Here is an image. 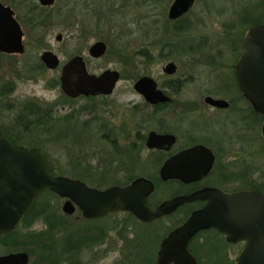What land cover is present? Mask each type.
<instances>
[{
    "label": "flooded vegetation",
    "instance_id": "obj_1",
    "mask_svg": "<svg viewBox=\"0 0 264 264\" xmlns=\"http://www.w3.org/2000/svg\"><path fill=\"white\" fill-rule=\"evenodd\" d=\"M0 1L13 10L4 0ZM173 1L167 9V25L164 27L167 32L164 33L167 34L164 45H168L169 50L163 53L162 46L157 48L152 42H148L142 52L146 64L160 59L167 61L162 67L164 78L161 81L150 74L142 75L155 81L156 89L165 97L163 100L154 97L147 99L140 94L141 100L138 102L131 101L121 106L122 116H127L116 123L119 111L114 115L109 107L113 108L115 103L108 102L107 98L113 94L121 77H126L122 69L106 68L119 73L118 81L107 95L80 94L73 97L61 89L59 77L62 67L75 56L80 57L91 74L106 70L91 72L82 51H77L62 63L59 76L47 84L48 88L60 89L62 101L55 99L40 103L35 97L19 101L21 95L17 92V73L0 82V109L4 107L9 110L8 115L0 113V136L12 144L24 147H27L25 143L31 144L27 148H36L39 151L35 136L41 133L51 136L53 142L65 141L68 146L74 145L72 147L75 148L80 146L82 149L98 150L100 161L96 165L83 162L79 158L72 165V173L50 172L47 166L48 172L52 176L63 175L78 179L98 189L114 184L127 185L143 177L154 184L153 191L146 197V205L151 210L175 196L190 195L205 188L218 189L224 194L239 190H257L264 196V77L261 71L264 68V38L249 36L251 28L264 24V0H251L242 5L205 2L204 12L209 14L213 15L214 11L221 10L226 13L227 10L226 15H214L219 19L222 17L218 21L222 30L217 31L207 29L206 22L197 18L198 13L196 17L189 18L193 13L195 0L184 13L170 17L169 9ZM29 4V16H24L23 20L35 33L39 29L43 31L46 27L54 26L60 19L66 22L64 9L67 8L68 11L72 1L53 0L51 4L44 5L39 0L38 3ZM44 11L46 12L43 13ZM13 15L22 30L23 51L0 50V58H10V67L17 68L21 71V77L29 79L45 69H57L60 59L50 49L42 50L37 58H30L33 59L31 62L21 61L26 50L24 31L14 10ZM187 22H195L191 33L180 32L187 27ZM198 24L206 27V30L197 31ZM88 26L86 23L82 27L83 36L90 32ZM43 32L31 37L33 43L39 47L45 44L46 30ZM62 37L59 32L55 39L61 41ZM98 41L105 43V51L94 56L89 50ZM109 50L107 42L98 39L88 46L87 53L93 59H100ZM117 50L122 51L125 48L119 47ZM45 51L57 55V67L50 68L46 65L42 59ZM120 53L126 56H123V61L133 58L134 55V52L129 55ZM174 54H191L192 59L186 64H180L172 58ZM241 60H244L241 75L244 83L250 85L247 87L249 95L240 88L237 79L236 69ZM168 63L175 65L172 73L165 71ZM199 69L207 70L208 77L216 80L214 86L212 84L201 94H198V88L191 94H182L186 84L189 81L193 83L198 78ZM128 77L134 79L135 76ZM138 78L133 80V84ZM208 97L223 100L226 105L212 104L206 100ZM78 99L83 102L74 106ZM61 109L64 111L59 113ZM41 118L44 120L40 121ZM59 123L66 124L64 130L56 128ZM151 133L159 136L153 143L148 142ZM198 147L200 149L196 150ZM188 150L196 151L183 158L178 166L199 173L206 162H209L208 167L189 181L179 178L162 179L160 169L163 164L174 155ZM102 158L104 161H101ZM138 165L155 168L154 174H127L129 169L131 171ZM116 172H122L123 178L116 177ZM97 182L111 184L92 185ZM160 187L162 190H169L164 197L158 195L157 189ZM46 191L60 197L50 190H44L37 195L28 211ZM60 198L63 203L67 200L65 197ZM210 202L216 203L215 200ZM207 203V198L186 201L177 205L172 212L151 220H142L129 210L88 217L75 205L73 213L63 212L66 217L63 218L64 222L48 223L49 228L42 231L47 237L33 240L34 244L29 246L27 243L20 250L12 248V251L5 252L7 234L18 231L19 226L24 223L27 211L16 228L0 235V247L5 249L4 252L0 251V256L25 252L28 256L25 264H239L244 258L247 239L237 238L238 232L233 231L236 235L231 238L226 230L213 225L195 229L187 238L175 236L168 239L170 234L179 230ZM218 211V208H211L210 218L217 222H227L228 226L232 225L230 218L222 216ZM54 221H57V217ZM31 247L37 248L35 255ZM83 253L88 257L86 262L81 259ZM109 257L110 261L106 263Z\"/></svg>",
    "mask_w": 264,
    "mask_h": 264
},
{
    "label": "water",
    "instance_id": "obj_2",
    "mask_svg": "<svg viewBox=\"0 0 264 264\" xmlns=\"http://www.w3.org/2000/svg\"><path fill=\"white\" fill-rule=\"evenodd\" d=\"M193 0H174L169 9V16L174 18L184 13ZM49 5L53 0H40ZM263 36L264 24L251 28L249 36ZM22 30L14 18L13 10L0 1V50L5 52H22ZM60 38V35L58 36ZM105 43L98 41L90 47V53L98 56L104 53ZM42 59L50 68L57 67L59 59L56 54L45 51ZM239 61L236 69L240 88L249 95V84H245L241 75ZM175 69L173 63L165 67L167 73ZM264 77V68L261 69ZM61 89L69 96L80 94H110L119 79L116 70L106 69L99 74H91L79 56L71 58L60 74ZM134 90L147 99L151 97L163 100L165 97L156 89L155 81L149 76L139 77L133 84ZM208 102L223 106L226 102L208 97ZM260 110V108H257ZM262 111V110H260ZM158 135L151 133L149 141L154 142ZM149 145V144H148ZM151 146V145H149ZM200 148H196L199 150ZM196 150L184 151L168 159L160 169L162 179L179 178L189 181L198 176L207 167L206 162L199 172L178 166L180 161ZM154 189V184L139 177L127 185H110L104 189L91 187L78 179L63 175L52 176L47 169L43 154L36 148H27L12 144L0 136V235L16 228L31 207L38 194L50 190L67 200L62 205L65 213L74 212L75 205L88 217H98L107 212L129 210L142 220H151L163 214L170 213L174 208L186 201L207 198V203L201 211L194 213L185 224L168 236L189 237L192 231L200 227L216 226L226 230L231 238L239 233L237 238H246L247 244L243 251L244 258L239 264H264V196L257 190H239L230 194L221 193L218 189L205 188L190 195L175 196L162 202L155 210L146 205V197ZM215 200L216 203H211ZM211 208H218L222 216L230 218L227 222L210 218ZM235 231V232H233ZM28 256L25 252L9 253L0 256V264H25Z\"/></svg>",
    "mask_w": 264,
    "mask_h": 264
},
{
    "label": "rangeland",
    "instance_id": "obj_3",
    "mask_svg": "<svg viewBox=\"0 0 264 264\" xmlns=\"http://www.w3.org/2000/svg\"><path fill=\"white\" fill-rule=\"evenodd\" d=\"M4 1L13 8L24 31L26 50L21 61L23 63L31 62L33 59L30 58H37V56L44 49H50L54 51L60 59V65L57 69H45L40 74L35 73L34 77L29 79L25 76L21 77L19 75L21 74V71H18L17 68L15 69L10 67L12 65L10 58H0V82L12 77L14 73H17L19 78L17 79V92L21 95L19 97V101L21 102L30 97H35L40 103L42 101L47 102L55 99L61 100L62 96L60 89L48 88L47 84L52 81L53 78L59 76L62 63L77 51H82L83 55L87 59L88 68L91 72L99 73L106 68L123 70L126 77H121L113 94L107 98L108 102L115 103L113 108L109 107V109L114 112V115H116L119 111L117 114L118 118L117 120L115 119V121H117L116 123L123 120V118L125 119L127 116H122L121 106L123 104L130 103L131 101L138 102L141 100L139 96L140 94L133 89V80L135 78H138L144 74H150L159 81L164 78L162 67L167 61L160 59L151 64H146L145 57L142 52L144 48L148 46V42H152L153 46L157 48L162 46L161 51L163 53L169 50V47H167L168 45H164L165 38L167 37V34H164L166 32L164 27L167 25L165 22V20H167V9L173 0H71L72 4L69 6V10L67 11V8L64 9V20L67 21L63 22V20L60 19L57 21L59 23L54 24L52 27H46L43 30H46V37L45 44L42 47H39L36 45V43H33L31 37H33V35L41 34L43 31L39 29L34 33L23 20L24 16H26V18L29 16L27 15L28 4L38 3L39 0ZM207 1H214L215 4L219 5H225L226 3H237L238 5H242L244 3H248L251 0H195L193 8L194 10L193 13H189V18L193 16L196 17V14L198 13L197 18L199 20L203 19V21L206 22L207 29L217 31L222 30V27L219 28L218 24V21L222 20V17L219 19L214 15L219 13H221L220 15H226L227 10L225 13L219 9L222 12L214 11L213 15L204 12L203 5ZM45 12L46 11L43 13ZM187 20L190 21V19ZM199 20L194 21L199 22ZM80 21H82V23L89 24L87 29L90 32L86 33V36H83L84 34L82 35L81 33V30H83L82 27H84L85 24L83 25ZM214 21L217 23H214ZM195 22L194 24L187 22V27L180 32L191 33L190 31H192L195 27ZM196 26L197 31L206 30V27L203 28L199 24ZM59 32L62 33L63 37L61 41H56L55 36ZM98 39L106 41L110 50L104 57L100 59H93L88 56L87 48L91 43ZM119 47H123L125 50L118 51L117 49ZM120 52L127 53L128 55L131 52H134V55H132L133 58L127 56L130 59L126 58L125 61H123V56L125 55H122ZM172 58L178 61L180 64H186L192 59V55L177 56L174 54L172 55ZM197 72L198 75H196L198 78L195 79V82L193 83L189 81L188 84H186L182 94H191L196 88H198V94H201L206 89L211 87L212 84L214 86V83H216L214 78L208 77L207 70L199 69ZM133 75L135 76L134 79H130L128 77ZM82 102L83 101L78 99L74 102V106H78V104ZM8 111L9 110L4 107H1L0 109V113H3V115H8ZM62 111L64 110L61 109L59 113H62ZM13 115L14 113L12 116ZM42 120L44 119L41 118L40 121ZM59 124L60 125L56 126V128L59 130H64L66 124ZM87 136V140H89L90 134ZM35 137L38 139L36 142L37 146L39 147L40 151L45 154L51 170L55 173L67 174V172H70V170L73 168L72 165L75 163L74 161L79 158L82 159L83 162L87 161L91 165H96L100 161V151L98 150H93L90 148L82 149L80 146H76L75 148L72 147L74 145L68 146L69 144L65 141L53 142L51 141V136L43 133L39 135L37 134ZM24 145L29 147L31 144L25 143ZM101 161H104L103 158ZM138 166H134L131 171L129 169L127 174H154L155 168L149 169L142 165ZM262 168L264 171V164ZM70 173H72V171ZM123 176L124 175L122 172H116V177L123 178ZM98 184L92 183V185L95 186ZM108 184L111 183H105L100 186H105ZM157 190L159 192V197H164L169 191L162 190V187L158 188ZM62 204L63 199L53 195L52 193L47 192L40 196L32 208L30 216H28L24 223L19 226L16 234H11L6 237V250L1 246L0 251H12V248L15 250H20L22 246H26L25 244L27 243L29 246L30 244H34L33 240L39 239L40 237H47L42 231H45L49 228L48 223L64 222L63 218H66L62 211ZM56 217L57 221H54ZM31 248H33V255H35L37 248ZM81 259L82 261L86 262L88 260L87 254L83 253V257H81ZM109 261L110 257L106 260V263H109Z\"/></svg>",
    "mask_w": 264,
    "mask_h": 264
},
{
    "label": "trees",
    "instance_id": "obj_4",
    "mask_svg": "<svg viewBox=\"0 0 264 264\" xmlns=\"http://www.w3.org/2000/svg\"><path fill=\"white\" fill-rule=\"evenodd\" d=\"M40 152H41V151H40ZM41 153H42V152H41ZM42 154H43V156H44V158H45V161H46V163H47V166H48L49 171L52 172V170H51V168H50V165H49V163H48V160H47L45 154H44V153H42ZM98 183H99V184H98ZM98 183H95V184H98L97 186H100V185L105 184L104 182H98ZM118 184H122V183H118ZM45 193H47V191H46ZM43 194H44V193H42L41 196H42ZM32 207H33V206H32ZM31 212H32V208H31V210H29V211L27 212V214L25 215V217H24V221H25V219H26L28 216H30ZM16 232H17V231L15 230V231H13V232H11V233H8L7 235L9 236V235H11V234H16Z\"/></svg>",
    "mask_w": 264,
    "mask_h": 264
}]
</instances>
